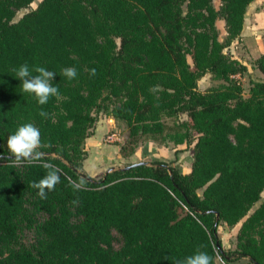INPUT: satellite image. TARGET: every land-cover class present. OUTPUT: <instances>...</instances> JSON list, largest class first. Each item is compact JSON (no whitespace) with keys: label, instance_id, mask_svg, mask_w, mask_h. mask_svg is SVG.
Listing matches in <instances>:
<instances>
[{"label":"trees","instance_id":"16d2710c","mask_svg":"<svg viewBox=\"0 0 264 264\" xmlns=\"http://www.w3.org/2000/svg\"><path fill=\"white\" fill-rule=\"evenodd\" d=\"M33 1L0 0V264H177L197 250L264 264V53L245 97L247 65L225 52L254 0H42L13 21ZM25 63L55 72L59 97L40 106L23 93L14 69ZM206 73L224 83L200 91ZM101 114L126 124L124 157L143 141L194 144L191 172L154 158L88 175ZM25 123L60 169L46 199L31 185L48 170L8 159ZM239 223L225 250L219 227Z\"/></svg>","mask_w":264,"mask_h":264},{"label":"rangeland","instance_id":"374dc122","mask_svg":"<svg viewBox=\"0 0 264 264\" xmlns=\"http://www.w3.org/2000/svg\"><path fill=\"white\" fill-rule=\"evenodd\" d=\"M41 1L42 0H35L28 7L19 10L16 13V16L13 19V21H18L24 15V13L36 9ZM255 1L257 3V6H256L257 9L260 11H263L264 10V0H254L253 2ZM214 4L216 5L217 8H220L221 0H214ZM218 29L220 33V40L225 41L228 38V32H227L225 19L220 18L218 20ZM238 38L235 39V41L232 42L231 45L226 47L225 52L230 55H233L235 58H238L239 60H240L239 57H241L242 59H246V61H248L246 73L244 74L243 77L238 76V78L241 79L242 84H243V94L245 97H247L249 96V89L251 86V81L261 79V77L263 76H260V74L257 72V69L254 65L255 60L250 54V51L246 49L247 47V44H245L246 40L244 39L242 41L240 40V37ZM234 51H236V54H234L235 53ZM240 61L242 62V60ZM223 83L224 81L214 78V76L211 73H206L198 81V88L200 89V91H206L208 88L212 86H219V85H222ZM101 117L105 119V121L102 123L103 126L102 124L100 126V123H99ZM180 117L182 120H188V115L186 113L181 114ZM109 121H110V125H108ZM98 127H99L100 135L103 132L102 140L104 141V143L108 144L107 146L108 155L113 158V161L111 162V164L106 166V168L107 167L109 168L111 165L118 166L119 164H117L115 161L116 156L119 153H121L122 147L127 145L126 142L128 139L129 130L126 124L123 121L117 120L112 116H105V114H101L99 116V121L95 125V129H94L95 132L98 129ZM113 132L118 134L119 139L108 142L107 135ZM151 145L155 146L153 148L154 149L153 152L150 150ZM193 146L194 144L192 146H188L185 143L176 145L174 142H171V141L167 142L166 144L157 143L155 141H143L137 146V148L135 149L133 153L125 157V160L123 161V165H127L134 161H142L146 159H147L146 161H152L153 158H156L161 161H171L175 159V162H176L175 165H176L177 163H179L178 161L180 160V157H182V162L179 163V165H182L183 169L185 170V169L190 168V164L192 162L191 155H193ZM86 149H87V146H86ZM154 153L155 154L157 153V154L154 156ZM119 167L121 166H118V167L113 166L112 168H119ZM104 173L102 172V174H100V176H97V177H101ZM200 193H202V190L200 191ZM262 199H264V191L262 193ZM237 225L239 226L241 225V223ZM237 225L233 227H228L226 224H222L218 229L219 237L221 239L223 238L225 240H229L230 244L236 243L237 245V235L234 234V230H233V228L236 227ZM230 249L232 248H229L228 250ZM218 263L223 264V260L221 258H218Z\"/></svg>","mask_w":264,"mask_h":264},{"label":"clouds","instance_id":"9594fccd","mask_svg":"<svg viewBox=\"0 0 264 264\" xmlns=\"http://www.w3.org/2000/svg\"><path fill=\"white\" fill-rule=\"evenodd\" d=\"M16 78L21 81V91L28 95L34 96L38 105H46L50 97H59V89L54 86L52 81L55 72L47 70L42 66H34L30 68L27 63L14 69ZM33 73H36L33 75ZM95 69L90 70V75H95ZM62 75L68 80H73L78 73L74 67L65 68ZM41 117H47L48 113L41 110ZM42 147L40 131L32 123H25L18 127L14 134L7 138V149L10 153L12 166L39 164L44 169H47L46 175L38 182H33L31 185L37 190V196L41 199L47 198V192L54 191L55 186L60 182V169L43 160L44 153L39 151ZM74 188L79 189L76 182H72ZM177 264H213V257L207 252L197 250L194 255L186 257L182 262Z\"/></svg>","mask_w":264,"mask_h":264},{"label":"crops","instance_id":"0c3cea01","mask_svg":"<svg viewBox=\"0 0 264 264\" xmlns=\"http://www.w3.org/2000/svg\"><path fill=\"white\" fill-rule=\"evenodd\" d=\"M256 6H257V3L255 1V2H252L250 6L248 7V11L245 16L244 28L242 30V33L239 36L240 40L242 41L244 39L246 40L245 42V44H247L246 49L250 51V54L252 55L254 60L264 53V10L260 11L257 9ZM234 52L232 53L236 54V51ZM239 58L240 60H242V62L245 65H247L248 61H246V59H242L241 57ZM257 72L260 74V76H263L259 70H257ZM104 121L105 119L101 117L100 122H99L100 126ZM108 125H110V121ZM102 138H103V132L100 135L99 127H98L96 132H94V134H92L90 137L86 139L88 157L84 161L83 170L85 173L95 178H98L97 176H100L102 172L106 173L113 166L114 167H118V166L125 167V165H123V161L125 160V157L122 156L121 153H119L115 159L116 163L119 165L118 166L111 165L109 168L108 167L106 168V166L111 164V162L113 161V158L108 155V150H107L108 144L104 143ZM154 147L155 146L151 145L150 150L152 152L154 151L153 149ZM156 154L154 153V156ZM146 160H142V161H146ZM191 161L193 162V155H191ZM137 162H140V161H134L132 163H137ZM178 162L179 163L182 162V157H180V160ZM192 162L190 164V168L185 169V170L183 169L182 165H179V163L177 164L182 168V172L189 173L192 170ZM240 226L241 225L239 226L237 225L236 227L233 228L235 235H237V232L240 229ZM221 240H222L223 248L225 250H228L229 248L235 249L237 246L236 243L230 244L229 240H225L223 238ZM223 264H253V263H251L247 258H240V259L230 261L229 263H225L223 261Z\"/></svg>","mask_w":264,"mask_h":264},{"label":"built area","instance_id":"2783aa9c","mask_svg":"<svg viewBox=\"0 0 264 264\" xmlns=\"http://www.w3.org/2000/svg\"><path fill=\"white\" fill-rule=\"evenodd\" d=\"M117 139H119V137H118V134L115 133V132H113V133H109V134L107 135V141H108V142L115 141V140H117Z\"/></svg>","mask_w":264,"mask_h":264},{"label":"water","instance_id":"95a60500","mask_svg":"<svg viewBox=\"0 0 264 264\" xmlns=\"http://www.w3.org/2000/svg\"><path fill=\"white\" fill-rule=\"evenodd\" d=\"M130 166H126L125 168H129Z\"/></svg>","mask_w":264,"mask_h":264}]
</instances>
